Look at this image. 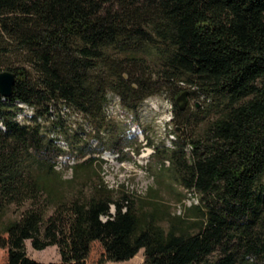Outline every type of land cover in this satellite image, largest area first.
Instances as JSON below:
<instances>
[{
  "label": "trees",
  "instance_id": "16d2710c",
  "mask_svg": "<svg viewBox=\"0 0 264 264\" xmlns=\"http://www.w3.org/2000/svg\"><path fill=\"white\" fill-rule=\"evenodd\" d=\"M2 69L17 74L0 93L2 264L141 249L139 264H264V0H0ZM185 90L213 114L187 115ZM110 92L132 110L173 93L177 138L147 137L157 166L144 194L105 178L102 152L133 143L108 118ZM66 110L90 119L99 147ZM27 240L61 259L30 257Z\"/></svg>",
  "mask_w": 264,
  "mask_h": 264
},
{
  "label": "rangeland",
  "instance_id": "374dc122",
  "mask_svg": "<svg viewBox=\"0 0 264 264\" xmlns=\"http://www.w3.org/2000/svg\"><path fill=\"white\" fill-rule=\"evenodd\" d=\"M5 68V67H3ZM5 70V69H2ZM170 94H157L145 99L136 109L132 110L123 104L122 97L119 93L110 92L109 102L106 105V111L108 118L122 125L124 138L132 137V144L128 141L122 140L120 147L104 150L102 155L110 158L108 163L105 164L104 175L106 180L111 186L118 187L125 184L131 190H134L140 194H144L150 185L155 183L153 170L156 168L157 160L152 157L155 149L154 146L147 144V137L152 139L155 144L167 142L171 144L169 136L175 133L173 131V120L175 118V101ZM175 96V95H174ZM177 102V101H176ZM199 103V108H203V113L213 114L214 111L208 113L206 109L210 106L207 102L200 101L196 95L189 96L187 99V115L192 118L197 113L196 104ZM29 108L27 107L26 110ZM68 111V110H66ZM68 113L70 121L73 123L72 127L81 131L84 139H89L93 147H99V140L94 137L95 130L92 126L90 119L86 118L82 113L69 110ZM137 125L141 128V132H134L133 126ZM172 129V130H171ZM92 133L88 138V134ZM176 135V133H175ZM177 136V135H176ZM107 137V136H106ZM62 143L66 145L65 138L62 136ZM85 141V140H84ZM121 148L126 153L125 155H119ZM138 149L139 152H138ZM109 151L113 153L115 157L109 155ZM98 155V154H97ZM91 155L83 158H88ZM62 164L74 162L73 157H62L59 159ZM71 170L69 169V173ZM69 175V174H67ZM165 196L171 199V193H165ZM190 197V196H188ZM174 201L177 211L180 212L182 207L178 204L174 197ZM193 199L187 198V204H191ZM27 253L30 257L44 262H55L61 259L58 246H49L43 250H37L33 247L31 240L26 241ZM144 249H141L137 254V257H133L124 261H109L106 264H139L144 261ZM5 260V250L0 248V264Z\"/></svg>",
  "mask_w": 264,
  "mask_h": 264
},
{
  "label": "water",
  "instance_id": "95a60500",
  "mask_svg": "<svg viewBox=\"0 0 264 264\" xmlns=\"http://www.w3.org/2000/svg\"><path fill=\"white\" fill-rule=\"evenodd\" d=\"M17 81V74L11 70H3L0 72V93L4 96L12 95ZM189 91H183L177 97V104L180 108L184 109L187 106V96ZM199 106V103H197Z\"/></svg>",
  "mask_w": 264,
  "mask_h": 264
},
{
  "label": "built area",
  "instance_id": "2783aa9c",
  "mask_svg": "<svg viewBox=\"0 0 264 264\" xmlns=\"http://www.w3.org/2000/svg\"><path fill=\"white\" fill-rule=\"evenodd\" d=\"M22 117H23V116L20 115V118H22ZM133 131H134V132H141L142 130H141V128L138 127L137 125H134V126H133ZM176 138H177V136L175 135V133L170 134V136H169V139H170V142H171L170 145H172L173 141H174ZM110 154H112V152H110L109 155H110ZM110 156H111V157H115L114 155H113V156L110 155ZM107 158H108V157H107ZM108 159H110V158H108Z\"/></svg>",
  "mask_w": 264,
  "mask_h": 264
},
{
  "label": "bare ground",
  "instance_id": "6f19581e",
  "mask_svg": "<svg viewBox=\"0 0 264 264\" xmlns=\"http://www.w3.org/2000/svg\"><path fill=\"white\" fill-rule=\"evenodd\" d=\"M136 257H137V255H136Z\"/></svg>",
  "mask_w": 264,
  "mask_h": 264
}]
</instances>
